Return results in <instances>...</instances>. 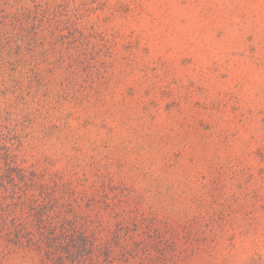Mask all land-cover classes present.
<instances>
[{"label":"rangeland","instance_id":"1","mask_svg":"<svg viewBox=\"0 0 264 264\" xmlns=\"http://www.w3.org/2000/svg\"><path fill=\"white\" fill-rule=\"evenodd\" d=\"M9 3L56 9L39 74L0 65L1 144L88 196L101 264H264V0Z\"/></svg>","mask_w":264,"mask_h":264},{"label":"trees","instance_id":"2","mask_svg":"<svg viewBox=\"0 0 264 264\" xmlns=\"http://www.w3.org/2000/svg\"><path fill=\"white\" fill-rule=\"evenodd\" d=\"M9 6L0 1V65L37 75L49 62L46 37L56 8ZM72 186L22 167L0 141V245L36 254L41 264H101V225L81 211L80 203L89 211L91 200ZM118 232L112 239L120 245L130 235Z\"/></svg>","mask_w":264,"mask_h":264}]
</instances>
